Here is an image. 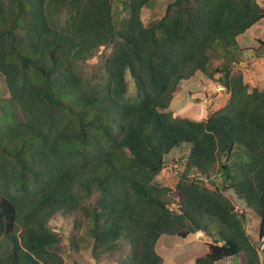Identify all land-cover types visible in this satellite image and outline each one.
I'll list each match as a JSON object with an SVG mask.
<instances>
[{"label": "trees", "instance_id": "1", "mask_svg": "<svg viewBox=\"0 0 264 264\" xmlns=\"http://www.w3.org/2000/svg\"><path fill=\"white\" fill-rule=\"evenodd\" d=\"M156 1L118 12L115 0H0V264H84L63 257L58 213L86 228L97 257L126 242L119 264H165L162 236L212 231L195 264H264L237 208L257 215L263 243L264 89L235 68L264 4L167 0L159 13ZM144 8L155 9L147 23ZM111 46L88 78L82 61ZM198 72L218 78L227 105L206 120L175 116L180 83ZM184 144L175 188L155 184Z\"/></svg>", "mask_w": 264, "mask_h": 264}, {"label": "rangeland", "instance_id": "2", "mask_svg": "<svg viewBox=\"0 0 264 264\" xmlns=\"http://www.w3.org/2000/svg\"><path fill=\"white\" fill-rule=\"evenodd\" d=\"M123 0H115L116 11L121 12ZM167 0H157L155 7L159 13L164 11ZM264 4V0H261ZM154 8L143 9V21L147 23L153 13ZM258 39H264V20L255 24L246 33L238 37V48L241 53V63L236 64V69H242L246 82L251 88L264 89V58L256 57L254 49L258 46ZM111 47H102L93 51L82 61L83 69L88 78L96 80L104 70V62L111 53ZM9 90L5 82L0 78V98H8ZM230 95L224 89L220 81L211 80L198 72L193 78L183 80L175 94L170 109L175 116L189 117L196 120H206L211 114L225 107ZM190 147L186 144L175 149L166 159L164 170L154 180V183L175 188L178 182V171L183 168V160L189 152ZM211 183V182H210ZM221 180L213 185L220 184ZM236 208V207H235ZM240 211H246L244 219L248 233L256 239L261 259L264 261V242L258 240L259 218L254 212L245 208V204L240 202L237 205ZM75 218L70 215L58 213L51 220L50 224L54 231L62 238L60 246L63 257L68 263L80 261L84 264H119L120 260L126 258L128 246L126 242L120 243V249L101 257H97L93 252L92 238L85 229H75ZM219 239L216 231L211 234L198 232L188 238L162 236L159 240L158 252L165 258V264H195L197 257L204 255L211 243ZM218 264H238L236 258H229Z\"/></svg>", "mask_w": 264, "mask_h": 264}, {"label": "water", "instance_id": "3", "mask_svg": "<svg viewBox=\"0 0 264 264\" xmlns=\"http://www.w3.org/2000/svg\"><path fill=\"white\" fill-rule=\"evenodd\" d=\"M232 210H233V211H235V210H236L235 206H232Z\"/></svg>", "mask_w": 264, "mask_h": 264}]
</instances>
